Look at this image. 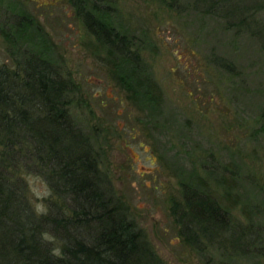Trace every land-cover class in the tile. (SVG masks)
Listing matches in <instances>:
<instances>
[{"label":"rangeland","instance_id":"1","mask_svg":"<svg viewBox=\"0 0 264 264\" xmlns=\"http://www.w3.org/2000/svg\"><path fill=\"white\" fill-rule=\"evenodd\" d=\"M79 6L133 40L160 103L129 92L130 68L115 72ZM29 56L71 81L73 129L155 263L264 264L254 254L201 251L173 214L185 186L223 197L220 171L229 167L238 176L233 214L264 226V0H0V65L20 68ZM8 172L37 219L59 207L38 161L20 155ZM42 231L59 253L60 237Z\"/></svg>","mask_w":264,"mask_h":264},{"label":"trees","instance_id":"2","mask_svg":"<svg viewBox=\"0 0 264 264\" xmlns=\"http://www.w3.org/2000/svg\"><path fill=\"white\" fill-rule=\"evenodd\" d=\"M92 5L99 11L97 2ZM82 11L115 72L123 76L130 68L127 78L122 77L129 81V92L139 93L150 105L160 103L162 93L145 77L147 70L133 40ZM71 88V81L43 58L26 57L16 69L0 65V264H157L135 221L103 188L94 154L73 129ZM20 155L22 163L27 156L48 172L53 194L60 200L59 207L49 205L39 220L8 176ZM225 173L230 177L222 176ZM236 174L229 167L221 169L219 182L226 188L221 198L207 185L199 190L185 186L183 202L173 207L175 221L181 225L180 235L201 251L210 246L228 256L264 257V226L251 218L243 224L232 212L238 206L231 183ZM44 227L60 237L59 253L41 239Z\"/></svg>","mask_w":264,"mask_h":264}]
</instances>
